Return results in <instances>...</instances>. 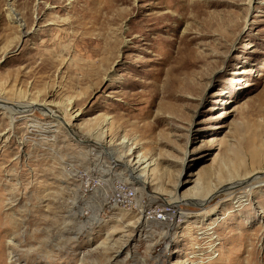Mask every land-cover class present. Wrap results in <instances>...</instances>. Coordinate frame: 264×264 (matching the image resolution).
I'll return each mask as SVG.
<instances>
[{
    "label": "rangeland",
    "instance_id": "rangeland-1",
    "mask_svg": "<svg viewBox=\"0 0 264 264\" xmlns=\"http://www.w3.org/2000/svg\"><path fill=\"white\" fill-rule=\"evenodd\" d=\"M36 102L0 107V264H153L161 225L97 211L122 178L191 213L184 251L213 224L204 264H264V0H0V104Z\"/></svg>",
    "mask_w": 264,
    "mask_h": 264
},
{
    "label": "built area",
    "instance_id": "built-area-1",
    "mask_svg": "<svg viewBox=\"0 0 264 264\" xmlns=\"http://www.w3.org/2000/svg\"><path fill=\"white\" fill-rule=\"evenodd\" d=\"M75 176L83 181L81 189L86 197L94 195L98 188H102V184L109 183V180L94 177L89 171L77 170ZM116 210L124 211L135 217L139 236L142 235L143 230L149 231V225H161L163 229L161 241L166 245L165 247L162 245L164 248L161 251L160 249L154 250L155 256L151 255L149 258L153 264H204L218 257L213 224H206L205 227L199 225L196 236H194L193 248L184 251L186 225L183 224L187 219H190L191 213L184 212L179 203L156 204L152 199L140 197L138 187L124 178L108 185L107 190L104 188L101 205L97 209L98 213L105 211L114 213ZM85 214L88 215L89 211H86ZM206 239L212 240V244L215 243L208 251H206L205 241H203ZM132 259H138L137 255ZM138 261L135 262L138 263Z\"/></svg>",
    "mask_w": 264,
    "mask_h": 264
},
{
    "label": "bare ground",
    "instance_id": "bare-ground-1",
    "mask_svg": "<svg viewBox=\"0 0 264 264\" xmlns=\"http://www.w3.org/2000/svg\"><path fill=\"white\" fill-rule=\"evenodd\" d=\"M253 1L254 0H249V3H250V7L252 6V3H253ZM17 16V15H16ZM15 16V17H16ZM14 17V19L16 20V22H19V19H17V18H15ZM47 106V104L46 103H42V105L40 104L39 105V109H41V110H46V111H43V112H46L51 118H53V120L54 121H58V120H60V119H62L59 115H58V113H57V111H55V110H51V109H49V108H47L46 107ZM0 107H4L6 110H8V111H10L11 113H13V112H16V113H18V114H21L22 116L21 117H28L30 114H27V113H30V112H32L34 109H38V103L36 102V103H29V104H27V105H21V104H19V105H14V106H8V105H4V104H0ZM18 111V112H17ZM26 114V115H25ZM11 117V116H10ZM14 120H15V118L12 116V118H11V130H13V126H14ZM64 125H68L69 124V122H66V121H63L62 122ZM57 124H53V126H48V128H51V127H55ZM31 127H33L32 125H30ZM35 127H37V126H35ZM38 127H40V126H38ZM42 128V127H41ZM130 156H132V158L133 159H136L138 162H141V156H140V154L138 153V151L136 150V148H134V149H132L131 150V153H130ZM132 161H134V160H132ZM146 161H143L142 163H145ZM126 165H127V163H126ZM130 165V164H129ZM140 165H141V163H140ZM139 166V165H138ZM149 166H151L150 165V163H146V165L143 167V168H141L139 171H142L143 172V174H145V173H147V169L149 168ZM135 172V171H134ZM138 172V171H137ZM133 173V172H132ZM143 174L141 175V176H139L138 178H137V180H139V181H141L143 184H145L144 183V181L145 180H143V177L145 178V176H143ZM264 176V175H263ZM262 177V176H261ZM248 178V177H247ZM138 182V181H137ZM241 182V181H240ZM240 182L239 183H237V184H240ZM138 185V184H137ZM227 185V184H226ZM244 188H246V187H244ZM216 191V190H215ZM212 192V191H211ZM214 194V193H213ZM216 194V193H215ZM209 198V197H208ZM213 198V197H212ZM211 198V199H212ZM244 197H240L239 199H238V202L240 201L241 202V200L240 199H243ZM183 200V199H182ZM186 200H191V201H194V202H196V195L195 196H189V198H187ZM198 202H200L201 204H203L204 202H205V200H201V201H198ZM197 204V203H196Z\"/></svg>",
    "mask_w": 264,
    "mask_h": 264
}]
</instances>
